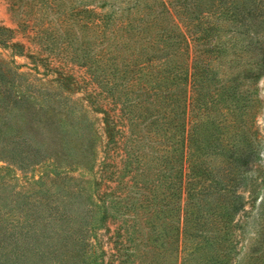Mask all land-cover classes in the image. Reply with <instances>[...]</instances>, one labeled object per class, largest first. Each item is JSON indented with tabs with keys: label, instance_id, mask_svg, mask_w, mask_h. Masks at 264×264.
<instances>
[{
	"label": "trees",
	"instance_id": "16d2710c",
	"mask_svg": "<svg viewBox=\"0 0 264 264\" xmlns=\"http://www.w3.org/2000/svg\"><path fill=\"white\" fill-rule=\"evenodd\" d=\"M34 2L49 7L48 0ZM21 24L45 46L60 41L66 56L86 69L97 95L111 100L117 114L101 110L111 123L110 142L123 132L119 125L126 129L118 169L101 177L113 185L96 200L88 195L86 212L93 213L91 206L107 216L113 208L135 215L148 209L158 252L147 264H230L236 216L246 202L236 187L245 185L244 172L256 155L255 143L240 129L252 105L248 85L264 75V0H98L93 7L68 4L54 22L22 15ZM9 32L0 26V35ZM8 62L0 60V159L10 163L5 170H30L37 161L71 181L76 195L84 193L85 181L67 175L91 172L97 156L87 106L66 98L65 114L45 111L44 99L52 96L38 97L22 72L6 68L4 74ZM43 176L32 181L47 194ZM119 188L126 193L116 199ZM26 193L16 192L26 198L22 219L7 214V220L0 211V231L10 234L0 254L27 264L25 243L40 232L45 249L31 264H75L77 255L63 250L81 248L94 224L70 218L69 205L56 214ZM37 215L44 219L40 230ZM55 217L67 224L52 249ZM94 252L90 264H96Z\"/></svg>",
	"mask_w": 264,
	"mask_h": 264
},
{
	"label": "rangeland",
	"instance_id": "374dc122",
	"mask_svg": "<svg viewBox=\"0 0 264 264\" xmlns=\"http://www.w3.org/2000/svg\"><path fill=\"white\" fill-rule=\"evenodd\" d=\"M97 3L98 0H48L49 7H47L40 6L38 3L35 4L34 0H0V26L10 30L9 33L0 35V42L5 41L6 43H0V60L9 61L7 67L2 66L3 73L8 74L6 68L15 72H22L26 79L32 83L31 88L38 97L46 94L51 95L52 99H44V102L47 100L49 102H47L48 108L46 107L45 111L50 110L58 114H65L66 106L63 102L66 98L77 99L85 103L89 110L88 116L93 122L97 153L91 172L84 174H80L77 170L68 172L67 176H71L70 179L80 177L85 181L81 182L84 188L81 187L80 189L85 190V192L78 195H76L75 187L72 183L70 184L71 181H66L68 179H63L62 176H54L50 169L41 167L37 161L32 164L33 169L31 167L30 170L14 168L11 171L5 170V166H9L10 163H7L5 158L0 159V184H3L0 186V211L2 215H6V219L8 218L7 214H16L22 219L20 217L21 212L24 214L27 208L26 198H23L24 195L16 194V192L22 191L30 194L31 199L37 197L36 199H43V203H49L50 207L55 209L56 214L62 213L64 208L69 205L72 209L70 218H79L81 224L85 221L94 224L92 233L86 234L84 242L80 244L81 248L77 245L73 250L66 248L63 250L67 254L77 255L75 264H90L92 258L89 254L93 248L95 251L93 259L96 264H147L148 260L158 252V248L153 245L151 240L153 238L151 227L147 224L150 219L148 209H138V213L135 215L133 210L122 208L117 211L113 208L111 210L113 216H107L105 213L99 212L96 207L91 206L93 213L86 212L87 206H89L88 203L85 204L84 202L86 197L92 193L94 199L98 194L103 197L102 192H108L113 184L101 183V177L113 169L117 170L118 165H120V147L126 129L119 125L123 132L125 130V133L120 132L115 135L116 144L110 142L111 123L109 116L108 113L105 115L101 112V110H107L110 114H117L113 103L111 100H106L97 95L98 89L86 69L66 56L60 48V41L57 44L53 43V46H45L35 39L27 26L21 24L22 15H42L46 16L47 22H54L68 4H83L93 7ZM59 34H61L59 36H63L64 32L61 31ZM89 37L93 38V32H89ZM14 43L20 44L21 47L12 48L9 46ZM248 87L253 92L252 105L249 108V114L246 116L245 130L241 127L240 132L243 131V135L246 133L247 138L249 137L251 142L255 143L256 155L250 162L247 172H244L246 176L245 185L236 187L238 192L243 193L246 202L244 210L236 216L239 223L236 229V241L233 242L236 245V252L229 257L230 264H264V75L257 81L250 83ZM45 116L42 115V117ZM111 150H113V158L109 159L111 157H107V154L109 155ZM41 172L44 173L42 180L45 182V188L48 189L47 194L36 188L32 181V178L42 176ZM64 189H68L70 194L64 195ZM117 190V195L114 192L116 199L126 193L122 188ZM63 198L64 200L61 201L60 199ZM131 214H134L135 217H132ZM133 218L134 222L131 221ZM36 219L37 225H39L38 230H40L43 228L41 224L44 219L41 218V215H37ZM71 221L73 220H69L73 225L74 222ZM4 222L6 223V220ZM62 222L64 223L63 220ZM0 224H4L2 220H0ZM66 224L67 221L61 224L58 217L51 219L52 240L54 238V241L51 242L52 249L58 246L59 242L55 239L60 236L59 231L61 232ZM15 228L16 232H22H20V236L23 234L22 238L28 237L24 236L25 230L22 231L19 226ZM9 236L7 231L4 230L3 233L0 231V246L9 243L3 240ZM40 236L41 233L38 232L36 237L30 238L25 243H30L27 264L41 261V254H37L41 250L44 251L45 248L44 243L39 242ZM61 237L63 236L61 235ZM62 242L64 241L61 240ZM5 249L7 248L4 247ZM4 250L0 249V251ZM49 255L51 254L49 253ZM0 264H23V262L21 263L15 260V257H8L2 253L0 254Z\"/></svg>",
	"mask_w": 264,
	"mask_h": 264
}]
</instances>
